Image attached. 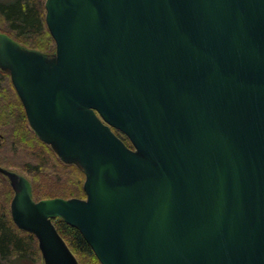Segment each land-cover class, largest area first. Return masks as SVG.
<instances>
[{"label": "water", "instance_id": "obj_1", "mask_svg": "<svg viewBox=\"0 0 264 264\" xmlns=\"http://www.w3.org/2000/svg\"><path fill=\"white\" fill-rule=\"evenodd\" d=\"M54 52L0 33L32 133L84 174L34 201L0 167L43 264H264V0H45ZM115 131L130 143L127 146Z\"/></svg>", "mask_w": 264, "mask_h": 264}, {"label": "trees", "instance_id": "obj_2", "mask_svg": "<svg viewBox=\"0 0 264 264\" xmlns=\"http://www.w3.org/2000/svg\"><path fill=\"white\" fill-rule=\"evenodd\" d=\"M44 1L45 0L0 1V33L7 35L27 49L42 53H46L52 49L53 52L54 42L47 30L44 19ZM1 73V80L3 82H8L10 85L12 94L24 117V109L11 85L8 74L3 71H1ZM6 111L7 110H5L4 113ZM18 129L20 128L14 127L15 132H18ZM21 133L23 136L46 149V153L49 154L52 164H54L57 169L54 170L53 173H58L60 177L59 181L61 182L60 185L64 187L61 192L62 196L60 197L66 199H84L85 195L82 189L84 174L74 165L59 162L53 156L50 149L44 146L31 131L29 132L27 129H22ZM115 134L121 138L127 146H130L129 141L121 133L115 131ZM47 168L52 170L53 167ZM3 179L9 184L7 179L0 174V180ZM45 195L47 196L41 197L37 194L36 198L40 200L44 198H55V196H50L51 192L49 191H47ZM10 201L11 196L9 192L5 193L4 198L0 196V264H20L22 261L37 263L41 260L37 241L33 235L19 230L14 225L10 217ZM54 226L78 264H100L90 247L75 228L70 227L61 219L55 221Z\"/></svg>", "mask_w": 264, "mask_h": 264}, {"label": "rangeland", "instance_id": "obj_3", "mask_svg": "<svg viewBox=\"0 0 264 264\" xmlns=\"http://www.w3.org/2000/svg\"><path fill=\"white\" fill-rule=\"evenodd\" d=\"M4 1L7 2V0ZM9 1L13 2V0ZM53 52L52 49H50V51L45 54ZM1 79L2 73L0 70V166L22 175L30 182L34 201H40V199L36 198L37 194L41 197H46L47 195L45 194L47 191L51 192V197L55 196V198L66 199L60 197L62 196L61 192L64 187L60 185L61 182L59 181L60 177L58 176V173H53V171L57 169L55 168V165L52 164L49 154L46 153V149L22 135V129H27L29 132L31 131L28 126L24 110L22 109L25 119L16 99L12 94L10 85L8 82H3ZM5 110L7 111L4 113ZM14 127L20 128L18 129V132L14 131ZM43 145L47 146L44 143ZM47 147L50 149L49 146ZM50 151L59 161L54 152L51 149ZM51 166L53 167L52 170L47 168ZM6 192L10 193L12 200L14 196L12 189L6 180H0V196L4 198ZM41 200H45V198ZM57 220L59 219H54L52 222ZM20 264H43V262L41 259L37 263L22 261Z\"/></svg>", "mask_w": 264, "mask_h": 264}]
</instances>
